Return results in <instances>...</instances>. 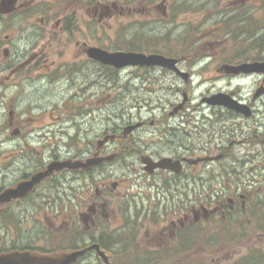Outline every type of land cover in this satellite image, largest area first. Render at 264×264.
<instances>
[{"label":"flooded vegetation","instance_id":"1","mask_svg":"<svg viewBox=\"0 0 264 264\" xmlns=\"http://www.w3.org/2000/svg\"><path fill=\"white\" fill-rule=\"evenodd\" d=\"M167 1L160 0L159 4L150 6V0H0V110L7 117V123L0 127V132L11 131L12 137L22 139V123L16 115V99L14 94H10V89L13 88V92L17 90L16 95L20 96L22 77L27 73L54 68L69 73L74 71L73 74L81 72L82 17L96 18L98 23L117 17L132 20L147 16L150 7L170 16L177 6L173 2L165 5ZM71 44L74 46L72 63L63 61L66 47ZM90 47L115 52L84 43L85 54ZM158 55L177 59V65L180 64V59L170 54ZM51 57L56 60L49 62ZM257 59L246 58L228 65L262 62ZM223 66L215 69L221 76H261L259 73L235 76L227 73ZM59 71L46 74L47 81L61 80L66 76ZM259 91H264V76L250 101L235 91L226 93L246 105L249 116L207 104L210 116L206 121L210 122V133L202 144L191 142L190 137H186L185 142L177 141L176 132L167 128L168 121H160L161 126H157L159 142H153L152 138L146 141L138 134L144 122L122 127L121 131L120 128L107 130L89 158L103 159L100 166H112L117 160L125 163L132 178L128 188L129 206L126 203L127 207L123 208L124 199L118 191L122 179L103 181L99 177L92 182L93 185L86 186L87 181H82L81 208L70 217L69 198L65 196L64 185L60 188V183L53 192L52 182L46 179L24 198L0 204V255L9 249V252L28 251L36 255L69 252L53 249L50 253H42L35 249L40 239L31 234V229H41L43 224H47L52 230L67 235V242L69 237L76 239L81 236V245L77 249L98 245L110 264L118 261L122 250L116 239L120 230L119 234L125 237L123 245L127 243L129 247L127 254L120 256L122 259L125 256L128 260L131 257L146 258L153 253L157 258L154 264H181L182 259L191 257V253H195L192 259L197 256L198 225L207 223L210 226L213 223L218 224L224 238L209 240L206 246L209 264H264V192L261 191L264 187V163L261 159L264 132L260 133L257 122H246L253 119L258 111L255 103L262 99L259 97L261 94L256 96ZM129 127L131 129L126 131ZM245 144L247 146L242 153L241 147ZM163 158L176 163L175 169L153 167ZM202 159L208 161H199ZM96 169L81 172L89 176ZM40 170L35 167L34 172L23 175L21 166H1L0 194L29 180ZM62 172L53 174L51 178L62 177ZM113 175L111 168L105 176L110 179ZM138 181L144 190L134 195L130 190ZM45 188L49 192L42 198ZM200 198L207 200L201 203V207ZM117 199H122L119 210L125 223L119 229L118 208L113 206ZM141 244L148 249L137 250ZM220 245L222 254L214 253ZM82 259L84 263L104 264L95 249L87 251Z\"/></svg>","mask_w":264,"mask_h":264},{"label":"rangeland","instance_id":"2","mask_svg":"<svg viewBox=\"0 0 264 264\" xmlns=\"http://www.w3.org/2000/svg\"><path fill=\"white\" fill-rule=\"evenodd\" d=\"M172 2L177 8L170 16L150 7L147 16L132 20L117 17L98 23L96 18L82 17L81 72L73 74L74 71L69 73L54 68L51 71L66 76L50 82L45 75L51 71L30 72L22 77L20 96L16 95L17 90L10 89L16 99V115L22 123V139L12 137L11 131L0 132V167L15 164L21 166L25 175L34 172L35 167L44 170L52 160L84 161L94 152L107 130L120 128L121 131L122 127L139 122L144 124L138 134L146 141L152 138L153 142H159V123L168 121L167 128L176 132L177 141L185 142L186 137H190L191 142L202 144L210 133V122L206 121L210 110L203 102L204 98L219 91H235L250 101L263 79L262 73L261 76L230 78L217 74L215 69L246 58L264 61V0H168L165 5ZM159 3L160 0H150V6ZM260 39L263 45H256ZM84 43L106 47L109 51L170 54L180 59L177 68L188 74V80L159 68L110 69L88 59ZM73 48V44L66 47L63 61L72 63ZM52 60L56 59L51 57L49 62ZM259 97L262 99L255 103L258 107L255 117L246 122H257L260 133H263L264 94ZM180 105L183 108L174 111ZM6 123V114L1 109L0 127ZM246 146L242 145V153ZM261 147L264 151V145ZM261 159L264 163V154ZM111 168L114 175L108 179L105 175ZM127 169L124 162L117 160L112 166H100L89 176L81 171H64L62 177L55 180L58 184L61 182L60 188L64 185L70 217L80 211L82 181H87L86 186L93 185L92 182L99 177L103 181L123 180L118 191L124 199L122 205L126 206L130 202L128 188L132 181L130 169ZM135 184L130 190L134 195L144 190H141L139 181ZM261 191L264 192V187ZM122 199L113 204L118 208V229L124 223L119 210ZM210 226L207 223L198 225L211 229L212 233L220 230V239L224 238L218 224ZM31 231L40 239L36 244L38 247L52 250L69 246L68 236L52 230L47 224ZM76 245H81V241H76ZM197 248V256L192 259L193 252L191 257L182 259L181 264H209L207 249ZM136 249L144 251L148 247L141 244ZM216 249L214 253L222 254L221 245Z\"/></svg>","mask_w":264,"mask_h":264},{"label":"water","instance_id":"3","mask_svg":"<svg viewBox=\"0 0 264 264\" xmlns=\"http://www.w3.org/2000/svg\"><path fill=\"white\" fill-rule=\"evenodd\" d=\"M86 55L89 59L99 62L105 66H111L115 69H123L126 67H157L167 69L174 72L177 76L181 77L184 81L188 80V74L181 72L177 68L178 60L167 58L162 55H145L142 53L134 52H114L108 53L101 49L91 47L87 50ZM224 70L229 74H249V73H262L264 74V62H255L252 64H241L238 66H224ZM264 93L259 91L256 96ZM185 101V98H184ZM203 102L214 106H223L237 113H243L245 116H249L250 112L246 105L240 104L229 95L225 93L215 94L208 98H204ZM182 106L180 105L174 111H177ZM131 127L128 128L129 131ZM101 158H90L85 161L81 160H64L53 161L48 164L45 170L33 174L29 180L20 182L15 188L7 189L0 194V204L8 203L15 199H21L27 196L36 185L50 177L55 172L61 170H84L92 167H96L102 163ZM199 161H208V159H202ZM168 158H163L159 162L155 163L154 168L174 170L175 164ZM176 171V170H175ZM95 249L97 255L102 259L104 264H109L107 256L100 251L98 245H93L81 250L72 251L67 254L59 256H37L28 251L19 252L13 251L10 253L0 255V264H74L82 257L87 251Z\"/></svg>","mask_w":264,"mask_h":264},{"label":"trees","instance_id":"4","mask_svg":"<svg viewBox=\"0 0 264 264\" xmlns=\"http://www.w3.org/2000/svg\"><path fill=\"white\" fill-rule=\"evenodd\" d=\"M241 33H243V32H241ZM240 33V34H241ZM262 39H260L259 41H256V45L257 44H260V45H263L262 44ZM258 47V46H257ZM263 47V46H262ZM262 47H261V49H262ZM74 173V172H73ZM47 180H49V181H51L52 182V186H54L53 187V192H54V190L56 189V187L61 183H59L58 184V182H57V180H55V179H53V178H49V179H47ZM44 196H45V194H44ZM43 196V197H44ZM207 200L206 199H204V198H200L199 199V207H201L202 206V202H206ZM127 206H124L123 205V208H126ZM123 211H124V209H123ZM126 222V221H125ZM121 231V230H120ZM120 231H119V233H120ZM118 233V235H117V237H116V239H117V242H118V244H119V247L121 248L122 247V250H120L119 251V255H118V263L116 262H113L112 261V264H121V263H123V264H154L155 262H156V260H157V258H156V255H153V253H149V256H147L146 258H133L132 259V257H131V259H127L126 258V256L125 257H123V259L120 257L121 255H126L127 253V250L129 249V247H128V244L126 243V245L124 246L123 244L125 243V241L123 242V239H125V237H123V236H121V234H119ZM205 233V234H204ZM204 234V235H203ZM220 236H221V232H220V230L218 231V233H211L210 232V229H204V228H202V227H198V238H199V241H198V245L197 246H199V247H201V248H204V249H206V246H207V244L209 243V240L210 239H220ZM76 241H81V236L80 237H78V238H76V239H71L70 238V242H69V246L68 247H66V248H64L63 246H60V248L59 247H56V249H61V250H63V251H67V250H75V249H77V247L78 246H80V245H76ZM28 245V244H27ZM52 248H54V247H52ZM37 251H40V252H42V253H50V251H52L51 249H44V248H42V247H38V248H35ZM198 249V248H197ZM10 250V249H9ZM9 250H7V252H9ZM12 250H15V249H12ZM123 251V252H122ZM156 254V253H155ZM82 260L83 259H80L79 261H81V263H82ZM77 262L76 264H79L80 262ZM84 264H86V263H84Z\"/></svg>","mask_w":264,"mask_h":264}]
</instances>
